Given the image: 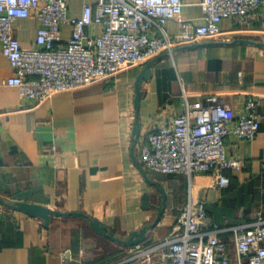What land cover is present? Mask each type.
Returning a JSON list of instances; mask_svg holds the SVG:
<instances>
[{"label": "crops", "instance_id": "0c3cea01", "mask_svg": "<svg viewBox=\"0 0 264 264\" xmlns=\"http://www.w3.org/2000/svg\"><path fill=\"white\" fill-rule=\"evenodd\" d=\"M184 1L183 17L201 22L200 0ZM86 2L96 0H71L73 15L80 16ZM14 27L22 46L36 43L37 18L19 19ZM165 30L176 34L179 23L169 20ZM69 34L65 26L64 36ZM235 39L264 40V0L251 23L228 17L217 36L161 53L167 54L152 64L138 107L137 76L161 54L86 87L37 101L21 97L15 86L3 85L14 70L0 50V196L84 212L121 237L155 222L165 200L160 221L141 242L165 238L189 202V176L144 167L148 176L142 172L133 158L137 116L141 138L181 110L184 93L190 101L218 94L235 111L251 94L261 100L264 116V48L228 43ZM194 43L203 45L185 47ZM226 144L230 155L245 159L243 169L225 171L230 185L214 186L210 172L191 179L207 201L202 229L211 230L215 224L222 228L219 236L235 263L233 228L264 219V118L254 140L237 141L229 135ZM134 153L139 161L136 145ZM111 243L116 242L94 231L84 216H52L46 225L40 217L0 204V264H111L126 254L108 249Z\"/></svg>", "mask_w": 264, "mask_h": 264}, {"label": "built area", "instance_id": "2783aa9c", "mask_svg": "<svg viewBox=\"0 0 264 264\" xmlns=\"http://www.w3.org/2000/svg\"><path fill=\"white\" fill-rule=\"evenodd\" d=\"M185 4L184 0H96L84 3L81 15L75 16L71 0H0V50L14 70L2 83L17 87L21 97L45 101L165 51L172 53L178 44L217 36L225 18L249 24L260 15L263 0H200L199 23L183 17ZM30 17L39 20L37 39L24 47L14 25ZM169 20L179 23L176 34L165 30ZM65 26L70 27L68 37ZM260 105L261 100L250 94L235 111L218 94L190 101L184 93L181 110L138 139L144 168L189 176V202L169 235L156 243L128 246L126 254L111 264H264V219L233 228L237 255L233 263L228 244L219 236L222 228L215 224L211 230L202 229L207 201L191 179L210 172L214 186L230 185L225 171L243 169L245 159L229 154L226 138L254 140L264 118Z\"/></svg>", "mask_w": 264, "mask_h": 264}, {"label": "water", "instance_id": "95a60500", "mask_svg": "<svg viewBox=\"0 0 264 264\" xmlns=\"http://www.w3.org/2000/svg\"><path fill=\"white\" fill-rule=\"evenodd\" d=\"M238 42L264 48V40L235 39L232 42H228V43L235 44ZM201 45H203V44L194 43V44L187 45L185 47L186 48H196V47H199ZM166 54L167 53L161 54V55L151 59L149 62H147L145 64V66L143 67L141 72L138 74L137 80H136V105H137V107L139 106L140 97H141V85H142L144 79L149 74L152 64H154L158 59L162 58ZM134 133L136 134V142H137L139 139V136H140L139 116H137ZM136 142L133 144V158H134L137 166L142 170V172L146 176H148L146 173V170L143 168L141 163L137 160L136 155L134 153V147L136 145ZM159 190L164 195L163 189H161L159 187ZM0 204L5 205V206H7L13 210L23 212L29 216L40 217V218L44 219V222L46 225H48L50 223L52 216H65V217L72 216V215L84 216V217L89 219L90 226L98 234H101V235L111 239L112 241L118 243V244L125 245V246H132V245H135V244L140 243L141 241L145 240L147 238L148 231L152 230L157 225V223L160 221L161 215L163 212V206L165 204V200H163L162 205L159 206V214H158V217L155 220V222H153L152 224H149V225H145L144 227H142L139 230L132 231L126 237H121V236L115 234V230L112 226L105 224L99 218L91 217L84 212L62 211V210L54 209V208H51V207H48V206H45V205H42L39 203L28 202V201H23V200L8 199V198L2 197V196H0Z\"/></svg>", "mask_w": 264, "mask_h": 264}, {"label": "rangeland", "instance_id": "374dc122", "mask_svg": "<svg viewBox=\"0 0 264 264\" xmlns=\"http://www.w3.org/2000/svg\"><path fill=\"white\" fill-rule=\"evenodd\" d=\"M112 245H109V246H111V247H108V249L110 248V250L112 249H118V253H121V254H123V252H125L126 251V249L125 248H122V249H119V248H121V245H117L116 243H111ZM120 246V247H119ZM107 249V248H106ZM84 264H86L85 262H83Z\"/></svg>", "mask_w": 264, "mask_h": 264}]
</instances>
